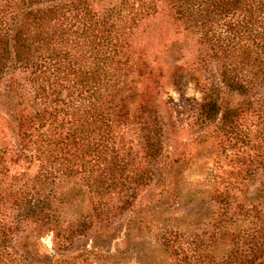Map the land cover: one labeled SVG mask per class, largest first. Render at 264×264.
<instances>
[{"label": "trees", "instance_id": "1", "mask_svg": "<svg viewBox=\"0 0 264 264\" xmlns=\"http://www.w3.org/2000/svg\"><path fill=\"white\" fill-rule=\"evenodd\" d=\"M161 6L199 34L197 120L216 126L237 166L207 226L167 227L161 246L173 264H264V0H0V82L10 75L19 106L14 151L38 163L24 179L0 168V264H28L26 231L52 232L55 250L68 251L152 180L125 135L140 130L143 159L162 152L164 122L142 86L161 69L136 55L135 37Z\"/></svg>", "mask_w": 264, "mask_h": 264}, {"label": "rangeland", "instance_id": "2", "mask_svg": "<svg viewBox=\"0 0 264 264\" xmlns=\"http://www.w3.org/2000/svg\"><path fill=\"white\" fill-rule=\"evenodd\" d=\"M113 1L97 0V5ZM135 37L136 55L147 56L161 69L157 80L143 79L142 86L164 122L163 149L157 158L143 159L140 130L133 127L127 128L125 141L132 145L134 157H142L152 180L140 189L128 210L109 222L95 223L68 251L55 250L52 232L37 238L26 231L28 264H173L161 246L162 232L173 225L189 231L206 227L218 209L215 191L228 181L237 184L235 158L220 147L216 126L205 127L197 120L203 97L197 82L204 49L199 34L161 6ZM9 77L0 82V168L8 169L9 176L22 174L24 179L28 172L34 175L38 163H29L28 154L15 153L20 147L19 106L9 92ZM261 182L256 180L251 192L261 188ZM25 241L22 236L17 248L21 250Z\"/></svg>", "mask_w": 264, "mask_h": 264}]
</instances>
